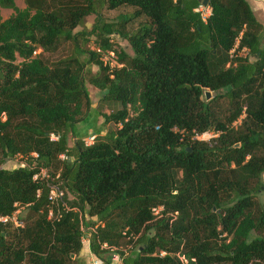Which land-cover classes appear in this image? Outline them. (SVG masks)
I'll use <instances>...</instances> for the list:
<instances>
[{
    "label": "trees",
    "instance_id": "1",
    "mask_svg": "<svg viewBox=\"0 0 264 264\" xmlns=\"http://www.w3.org/2000/svg\"><path fill=\"white\" fill-rule=\"evenodd\" d=\"M14 1L0 0V216L24 211L0 221V264H79L92 225L100 264L110 248L120 264H264V26L248 2L207 0L202 21L200 0ZM86 83L113 126L90 144L73 131ZM16 154L29 166L1 167ZM38 168L70 207L56 218Z\"/></svg>",
    "mask_w": 264,
    "mask_h": 264
},
{
    "label": "rangeland",
    "instance_id": "2",
    "mask_svg": "<svg viewBox=\"0 0 264 264\" xmlns=\"http://www.w3.org/2000/svg\"><path fill=\"white\" fill-rule=\"evenodd\" d=\"M14 3L16 5V7H18V8L24 7L23 0H15ZM128 10H129V7H122L120 9H113V10L102 9L101 12H102V16L105 20H112L118 12H127ZM11 13H12L11 9L0 8V15H1L2 19L8 17ZM92 21H93V15L86 16L85 26L87 28H89ZM136 22L137 21H133V22L129 23L128 27L133 28L134 25L136 24ZM115 42H116V45L119 46L121 49L130 53L129 46L124 39L115 38ZM91 45H92V43H91ZM68 50H69V45H66L64 48H62L60 51H58L55 54H46V53L41 52L39 49H37L35 51V54H38V56L44 60L46 59V60L50 61V60L57 58L58 56L65 55L66 52H68ZM240 54L244 55V52L240 51ZM102 59L104 61L105 60L109 61L111 64L114 63L110 54L102 56ZM249 59L251 60L252 58L249 57ZM18 60L19 59L17 58V61ZM89 69L91 71H94L95 67L90 65ZM86 88H87V91L89 93V100H90V104H89V108H88L89 116L87 117V119L77 122L73 128L74 135L76 137L80 138L82 141L87 139L89 135H94V133H96V132L103 134L104 132H106V130L113 127L110 123H103V117L101 116V112H107L106 109L103 108L102 111H98V109L96 108V103H97L102 92L100 90H98L97 88L93 87L92 85H90L89 83H86ZM213 95H214V92L210 91L209 97H212ZM214 136H215V134L212 132H204L200 135H197L196 138H198L199 140H202V141L203 140L206 141L209 138L214 137ZM51 138L55 139L56 136L51 135ZM67 144L68 145L71 144V138L69 137V135L67 136ZM59 157L62 158L63 155H60ZM20 163H23L22 158H18V157L6 158L1 163V167L11 169V168H15V167L19 166ZM56 182H58V181H56ZM18 210H20V212L24 211V209H22L21 207H18ZM157 212H158V209L156 210V213ZM154 213H155V211H154ZM85 220H88L87 222H90L93 219L89 218L88 216H85ZM91 228H94V226L92 225ZM88 238H89L88 231H86L85 228H82L81 249L78 253L79 264H91L92 253L89 252V250L87 248ZM129 247H130V245H129ZM111 252H112V248L109 250V254Z\"/></svg>",
    "mask_w": 264,
    "mask_h": 264
},
{
    "label": "built area",
    "instance_id": "3",
    "mask_svg": "<svg viewBox=\"0 0 264 264\" xmlns=\"http://www.w3.org/2000/svg\"><path fill=\"white\" fill-rule=\"evenodd\" d=\"M194 11L197 12L200 16V19L202 21H205L207 16L210 14V8L209 6L199 3L197 7L194 8ZM232 50H230L231 52ZM93 140V135H89L87 139L84 140L85 144H90ZM31 156H36L34 152L30 154ZM13 157H18L23 159V163H20L19 166H29L26 164L24 157L20 154H16ZM56 177V176H55ZM32 180H42L44 182L45 187L47 188V200L49 202V209H48V216L51 214H54L55 218L58 217L61 213V211H68L70 210V207L67 206L65 201L63 200V192L60 188V185L58 182H56L54 179H48L47 171L44 168H38L37 171H35L32 176ZM38 194V190H36V195ZM157 210V209H156ZM156 210L155 213H156ZM19 212L18 208L14 209L13 212L7 216H0V221L5 222L6 220L12 221L14 224H17L16 215ZM82 230V228H80ZM92 231L93 228L88 227L86 228V231ZM89 233V232H88ZM106 247L105 243L100 244V248ZM111 249V248H110ZM122 252L120 254L119 251H115V249L112 248V252L110 253V261L109 264H120L121 257L126 253L125 249H120ZM101 259L98 257H95L92 255L91 258V264H100Z\"/></svg>",
    "mask_w": 264,
    "mask_h": 264
},
{
    "label": "crops",
    "instance_id": "4",
    "mask_svg": "<svg viewBox=\"0 0 264 264\" xmlns=\"http://www.w3.org/2000/svg\"><path fill=\"white\" fill-rule=\"evenodd\" d=\"M255 16L264 26V0H246ZM88 248V246H87Z\"/></svg>",
    "mask_w": 264,
    "mask_h": 264
},
{
    "label": "water",
    "instance_id": "5",
    "mask_svg": "<svg viewBox=\"0 0 264 264\" xmlns=\"http://www.w3.org/2000/svg\"><path fill=\"white\" fill-rule=\"evenodd\" d=\"M200 2H201V4H203V5H206V4H207V0H200ZM204 95H205V98L207 99V98L209 97V91L206 90V91L204 92Z\"/></svg>",
    "mask_w": 264,
    "mask_h": 264
}]
</instances>
